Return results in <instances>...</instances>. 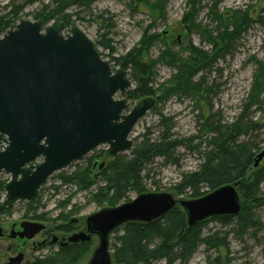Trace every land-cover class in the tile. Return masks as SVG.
<instances>
[{"label":"rangeland","instance_id":"1","mask_svg":"<svg viewBox=\"0 0 264 264\" xmlns=\"http://www.w3.org/2000/svg\"><path fill=\"white\" fill-rule=\"evenodd\" d=\"M48 1L43 0V3L47 4ZM155 1L157 0H149V3L152 4ZM194 1L198 4L195 6L197 14L194 16V21L191 22L188 21L189 17H187V11L190 8L188 0H165L163 14L161 12L160 14L152 13L148 8L136 3L135 0H96L87 10H75L74 8L67 10L65 12L67 18L62 22L64 26L62 34L68 35L70 25L75 23L80 31L94 43L101 59L107 61L111 70L115 72L121 67L117 66L114 59L123 57L136 48L138 49L144 35L148 38L155 37L148 46H141L142 61L148 66H152L151 62L156 61L162 51L188 57L189 47H194L209 53L212 46L204 41V37L206 32L215 31L216 21H219L217 17L221 16L226 21L234 12H242L249 8L260 9L264 5V0ZM24 3V0H0V18L10 15L9 13L12 11H17L20 6L22 8L16 23L20 20L36 21L35 15L40 12L42 2L27 5ZM50 23H52L51 20L47 24ZM263 43V30L258 24L250 22L246 30L231 42L230 50L223 56L221 54L220 57L213 59L210 65L193 79V82H200L202 99L199 100L197 95L173 96L166 101L156 102L155 107L138 120L132 128L128 138L133 142V148L139 146L146 139L151 141L158 139L162 132V118L165 119L164 127L171 129L173 139L184 140L195 136L198 131L199 106H203L205 109L209 108L212 114L219 117L222 122L231 123L235 121L244 110L243 107L248 104L247 100L256 68L253 59L264 60ZM157 63L152 66L154 72L153 87L168 86L166 82L175 71L160 62ZM124 71L130 79L129 71ZM134 87L135 84L131 81L130 89ZM122 97L127 98L124 95H117L115 99ZM154 98L157 99V96L155 95ZM138 102L139 100L128 99L129 109ZM247 116L249 121H255L259 114L255 112V107H253L249 109ZM245 139H255L253 141H256L260 147L254 157L255 160L259 153L264 152L263 131L251 132L249 137ZM196 143L198 141L193 142V144ZM184 144L187 145L188 143L184 142ZM131 151L109 157L108 146L97 147L88 153L82 161L73 162L65 169L52 174L39 189L34 199L35 202L15 203L9 208L11 209V216L10 214L8 216L19 222L24 216L26 205L36 204L32 207L36 208L37 213H42L44 217H47L45 226L50 232L52 228L59 225L57 214L61 210L68 211L71 216L74 215L76 218L86 217L97 212L106 207L105 205L98 206L92 199V195L104 187L101 172L112 164L117 157L124 160L130 158ZM172 157L173 160L169 161L154 158L145 166L146 168L141 174L143 192L173 194L170 189L174 183L179 181L180 175L195 171L201 162L200 155L185 146L177 148ZM258 165L259 167L264 165V157ZM72 175H83V182L86 184L80 183L79 179H75V182L66 185L60 182L59 177ZM9 179V175L0 174V181H3L4 185ZM80 185L82 188L79 187ZM260 192L262 193L260 200L246 203V206H255L253 211L260 221V230L249 231L246 235L240 236L233 224L227 227H222L216 221L207 224L205 233L217 230L228 233V250L222 252L224 255L221 257L222 262L226 261L225 256H227L228 264H264V183L260 184ZM136 195L134 190H129L127 193L129 200H132ZM0 204L2 207H6L4 206V192L0 195ZM6 217L7 215L1 216L7 222ZM42 238L43 234L39 233L33 241L40 242ZM97 242V238H94L88 253L74 264H86L90 251L97 245ZM31 244L32 241L28 243L27 258L23 264L32 262V258L37 254L33 251ZM6 246L7 243L1 248L0 256L6 255ZM50 250L54 251V249ZM41 253L47 254V249H43ZM216 256L217 253L214 250L206 252L205 248L201 246L188 264H211L210 260Z\"/></svg>","mask_w":264,"mask_h":264},{"label":"water","instance_id":"2","mask_svg":"<svg viewBox=\"0 0 264 264\" xmlns=\"http://www.w3.org/2000/svg\"><path fill=\"white\" fill-rule=\"evenodd\" d=\"M62 31L59 17L49 25L21 20L0 37V174L10 176L4 187L6 207L33 200L53 173L101 145L112 157L131 151L132 128L155 104L146 97L129 109L127 98L115 99L131 87L127 73L113 72L75 23L66 37ZM263 156L257 155L253 167ZM237 186L223 185L195 199L142 193L86 216V231L68 241L89 243L97 237L86 264H113L110 236L124 224L151 223L177 206L188 227L235 216L242 207ZM21 227L20 237L27 240L44 229L27 221Z\"/></svg>","mask_w":264,"mask_h":264},{"label":"trees","instance_id":"3","mask_svg":"<svg viewBox=\"0 0 264 264\" xmlns=\"http://www.w3.org/2000/svg\"><path fill=\"white\" fill-rule=\"evenodd\" d=\"M95 1L49 0L44 4L43 0H24V4L42 2L35 20L47 24L57 17L63 22L67 18L65 15L67 10L71 8L87 10ZM135 2L148 8L152 13L163 14L165 0H157L152 4L149 0H135ZM188 4L190 8L187 17H189L188 21L192 22L197 14L195 6L198 4L194 0H188ZM21 8L19 6L17 11L0 18V36L13 24L15 25ZM76 15L78 16L77 12ZM217 18L219 21H216L215 31L206 32L204 37V41L212 46L209 53L194 47H189L188 57L162 51L156 61L151 62L152 66L160 62L175 71L166 82L168 86L154 88L153 67L142 61L141 46H148L155 37L148 38L144 35L138 49L114 59L117 66L129 71L130 80L135 84V87L128 90L124 96L130 100L151 97L156 102H162L173 96L197 95L201 100L200 82H193L197 74L207 68L213 59L226 54L231 48V42L246 30L250 22L258 24L264 32V5L260 9L249 8L242 12H234L226 21L221 16ZM253 61L256 68L248 104L243 107L244 110L235 121L222 122L209 108L199 106L197 134L190 139L178 140L172 138L171 129L164 127L165 119L162 118V132L158 139L144 140L133 148L130 158L126 160L117 157L101 172L104 187L92 195L98 206L114 207L121 201H129L127 197L129 190H134L137 194L144 191L141 187V174L147 164L154 158L173 160L172 156L176 149L185 146L199 154L201 162L195 171L180 175L179 181L170 189L173 195L178 198L195 199L215 188L237 182V191L242 200L241 211L235 216H217L188 227L184 212L177 206L151 223H126L115 230L111 238L113 264H188L200 246H204L206 252L214 250L217 253V256L210 260L211 264H228L227 256L225 262L221 260L224 256L222 252L228 250V233L218 230L205 233L207 224L212 221H216L222 227L233 224L240 236L246 235L249 231L260 230V221L253 211L255 206H246L248 201L257 202L261 199L260 184L264 183V165L253 167L254 157L260 147L256 141H253L255 139H245L251 132L257 130H262L264 135V60L253 59ZM155 95L157 99L154 98ZM253 107L259 116L255 121H249L248 111ZM195 141L198 143L193 144ZM184 142L188 144L185 145ZM82 176L72 175L59 179L65 185L75 182V179L86 184ZM4 186V182L0 181V195L4 192ZM79 187L82 188L81 185ZM32 206L33 204L27 206L29 211L34 208ZM6 209L9 210L0 204V217L4 215ZM90 246L89 243H82L72 253L55 254L54 257L50 256L37 264H74L88 253ZM74 252L77 256L72 258Z\"/></svg>","mask_w":264,"mask_h":264},{"label":"flooded vegetation","instance_id":"4","mask_svg":"<svg viewBox=\"0 0 264 264\" xmlns=\"http://www.w3.org/2000/svg\"><path fill=\"white\" fill-rule=\"evenodd\" d=\"M94 167V166H93ZM36 206V204H33ZM28 205H26L27 207ZM7 208V207H5ZM10 208V207H9ZM11 209H6L4 215H7L6 221L0 217V252L1 248L4 244L7 243L6 246V255L0 256V264H14L12 261L14 258L21 256L20 262L18 264H23L25 259L27 258L26 249L28 243L32 241L33 251L37 254L32 258V262L28 264H37L41 261H45L46 258L55 254L62 253H72L75 249L78 248L82 243H70L68 241L69 237L73 234L85 232L86 231V217H78L76 218L74 215L71 216L68 211H59L58 216V224L54 228L51 229L50 232L47 231V217H44L42 213H37L36 208H32L29 211V208H26L23 218L17 222L12 219ZM10 214V216H8ZM37 222L44 225V229L40 232L43 234V238L40 242H34L33 239L38 235L34 236L32 239L27 240L25 237H20L22 233L21 224L23 222ZM9 225V226H7ZM96 238L92 236L89 244L92 243V240ZM43 249H47V254H42L41 251ZM54 249V251L50 250ZM93 249V248H92ZM91 249V251H92ZM77 256L76 252L72 255V258Z\"/></svg>","mask_w":264,"mask_h":264},{"label":"bare ground","instance_id":"5","mask_svg":"<svg viewBox=\"0 0 264 264\" xmlns=\"http://www.w3.org/2000/svg\"><path fill=\"white\" fill-rule=\"evenodd\" d=\"M201 247V246H200ZM204 247V246H203Z\"/></svg>","mask_w":264,"mask_h":264}]
</instances>
